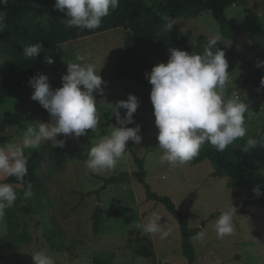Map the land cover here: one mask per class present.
Listing matches in <instances>:
<instances>
[{
	"label": "rangeland",
	"instance_id": "374dc122",
	"mask_svg": "<svg viewBox=\"0 0 264 264\" xmlns=\"http://www.w3.org/2000/svg\"><path fill=\"white\" fill-rule=\"evenodd\" d=\"M152 2L162 0H150ZM3 14V13H1ZM5 27L6 28V15ZM228 20L239 29L236 41L225 40L218 23L211 13L197 18L178 21L171 32L156 26L146 29V34L156 39L182 40L191 34L195 43L199 34L220 36L225 44L226 59L231 73L224 87L225 98L239 95L253 113L246 114L247 135L244 139H257L264 135V88L260 81L248 77L257 69L264 52V0H242L227 9ZM51 19L49 7H38L34 24L47 26ZM146 18L137 21L145 24ZM3 29V30H4ZM126 28L94 35L60 46L57 53H49L53 65L67 72V63L76 61L75 53L85 55L86 61L96 66L105 84L103 93H93L97 101L101 123L94 135L87 134L78 139L65 138L63 148H55L53 141H44L36 149L25 150L28 156L27 180L32 184L33 196L25 199L27 186L15 185L17 200L14 206L5 209L0 219V254L5 257L1 264H34L32 253L46 251L55 264H93L103 259L111 264H186L181 247L179 222L161 204L148 201L144 187L134 178L128 184L109 186L98 196L95 193L104 182L91 174L84 165L90 147L111 125L118 126L114 106L126 101L130 94L138 97L140 106L134 114L135 127L141 125L142 142H128V150L112 170L95 174L100 178L129 173L138 168L132 153L145 161L147 183L161 196L170 197L178 210L189 218L190 227L196 229L207 222L205 242L192 240L196 253V264H264V208L248 205L245 193L228 188V181L214 175L212 164L205 161L199 166L188 163L169 167L159 163L160 150L156 139L154 109L150 100L151 89L116 75L117 65L125 58L124 35ZM155 65L166 63L168 49L157 43L150 44ZM14 48L5 39L0 40V65L10 59ZM186 51V50H183ZM188 52V51H187ZM189 53V52H188ZM191 54V53H189ZM32 90L20 89L0 104V144H22L24 132L29 124L37 121L50 122L36 101L31 99ZM121 117L125 110L120 109ZM236 146L237 159H254L264 174V150L258 144L248 152ZM7 176L0 174V181ZM237 208L234 217L235 230L231 236L217 238L213 214L231 206ZM101 206L100 232H94L93 217L96 207ZM125 207L134 212L116 216L115 210ZM153 212L161 217V224L171 229V235L162 239L160 234H145L137 224L147 223ZM138 236H146L153 242L155 259L137 256L132 247Z\"/></svg>",
	"mask_w": 264,
	"mask_h": 264
},
{
	"label": "clouds",
	"instance_id": "9594fccd",
	"mask_svg": "<svg viewBox=\"0 0 264 264\" xmlns=\"http://www.w3.org/2000/svg\"><path fill=\"white\" fill-rule=\"evenodd\" d=\"M8 0H0L7 4ZM119 7V0H55L54 9L64 13L66 28L94 30L101 26L103 18ZM164 28L171 32L178 21L164 16ZM5 27V17L0 14V32ZM220 36L210 37L204 44L203 54H189L187 51L169 48L166 63L155 65L145 77L150 83V100L154 109L155 125L158 129L157 141L161 154L159 163L176 167L192 161L200 153L205 142L217 151H224L235 141L247 135L246 114L253 113L249 105L239 95L225 98L224 87L229 79V63L222 48L216 47ZM44 49L43 43H35L23 49L28 58H37ZM76 61L67 63V73L62 76V86L53 90L47 75L41 74L29 80L34 90L31 96L50 115V122L37 121L29 124L24 132L22 144H0V174L15 177L24 184L28 175V156L25 150L38 148L44 141H53L55 148H63L65 138L78 139L87 135L88 130L96 131L101 123L94 92L103 93L102 79L95 64L86 61L85 55L75 53ZM47 64H53L51 55L45 56ZM257 67H264L260 61ZM264 88V77L260 81ZM140 106L138 97L130 94L126 101H118L114 106L116 123L108 134L100 137L88 150L85 168L91 174H101L114 169L128 150V142H142L141 125L135 127L134 114ZM120 109L125 110L121 117ZM264 145L257 139L249 138L242 148L250 151L257 145ZM260 196L259 187L253 189ZM32 184L27 183L24 198L33 196ZM14 186L0 182V219L5 209L14 206L17 200ZM237 208L233 206L221 211L215 221L217 238L231 236L235 230L234 217ZM162 217L153 212L147 223L137 224L145 234H160L162 239L171 235V229L161 224ZM206 230L202 229L192 240L205 242ZM34 264H55L54 258L46 251L31 254Z\"/></svg>",
	"mask_w": 264,
	"mask_h": 264
},
{
	"label": "trees",
	"instance_id": "16d2710c",
	"mask_svg": "<svg viewBox=\"0 0 264 264\" xmlns=\"http://www.w3.org/2000/svg\"><path fill=\"white\" fill-rule=\"evenodd\" d=\"M242 0H162L152 2L150 0H119V7L115 11L103 18L99 28L94 30H81L79 28H66L64 13L54 9L55 0H8L7 4L0 3V14L6 15V28L0 32V40L5 39L15 50L13 56L0 65V104L12 97L17 90L29 89V80L38 75L48 76L49 83L53 90L62 86V76L67 72H62L53 64L45 62V56L49 53H57L60 46L73 41L89 38L94 35L106 33L113 30L126 28L124 35L125 58L119 62L116 75L121 79H129L138 84L151 89V85L145 77L146 72H151L155 63L152 58L150 48L151 43H157L163 49L176 48L186 50L193 54H203L204 44L210 38L199 34L195 43L190 41L191 34L182 40L170 41L166 39H156L153 35L146 34V29H154L156 26L164 28V16L176 19L177 21L187 18H197L203 13H211L214 20L218 23L221 35L225 40L236 41L239 36L238 27L228 20L226 11L229 7L240 3ZM38 7H49L51 9V19L47 26L34 24V18ZM146 18L145 24L139 23V17ZM43 43L44 49L37 58H28L24 55L23 49L26 46ZM216 47L222 48L226 52L225 44L217 43ZM264 61V52L261 60ZM264 77V67H257L256 71L248 77L261 81ZM40 111L49 115L38 103ZM50 116V115H49ZM87 134L94 135L95 132L88 130ZM258 141L264 143V135L258 137ZM244 138L235 141L224 151H217L210 143L205 142L200 153L192 161L187 162L189 166H199L205 161L212 164L213 172L216 177L228 181V188L241 191L247 197V204L264 208V174L261 167L254 159L239 161L237 159L236 146L244 147ZM264 150V145H260ZM137 165V172L133 175L124 173L114 175L109 178H96L104 182L103 186L95 193L100 196L109 186L115 184H128L134 178L142 185L146 191L147 200L156 204L163 205L166 210L179 222L181 233V247L186 264H196L197 253L190 237L200 230L206 228L207 222L196 229L190 227L189 218L184 215L168 196H161L154 192L147 183V172L145 161L132 153ZM3 183L27 186L28 180L25 177L24 184H20L15 177H7ZM259 187L261 195L257 196L253 191ZM133 209L120 207L115 210L116 216L133 213ZM221 213L213 214L210 219H216ZM94 232L99 234L102 223L101 206L98 205L93 217ZM136 245L132 247L134 253L148 260L155 259L153 242L146 236H138L135 240ZM5 257L0 254V264ZM93 264H111L103 259H96Z\"/></svg>",
	"mask_w": 264,
	"mask_h": 264
}]
</instances>
